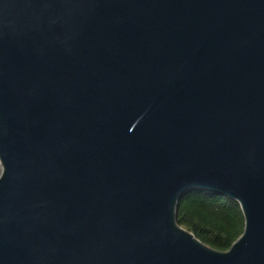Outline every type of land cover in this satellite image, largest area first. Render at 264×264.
Masks as SVG:
<instances>
[{"label":"water","instance_id":"95a60500","mask_svg":"<svg viewBox=\"0 0 264 264\" xmlns=\"http://www.w3.org/2000/svg\"><path fill=\"white\" fill-rule=\"evenodd\" d=\"M0 264H264V0H0Z\"/></svg>","mask_w":264,"mask_h":264},{"label":"trees","instance_id":"16d2710c","mask_svg":"<svg viewBox=\"0 0 264 264\" xmlns=\"http://www.w3.org/2000/svg\"><path fill=\"white\" fill-rule=\"evenodd\" d=\"M177 222L205 245L220 252L231 248L245 226L237 202L202 190L191 191L181 199Z\"/></svg>","mask_w":264,"mask_h":264}]
</instances>
